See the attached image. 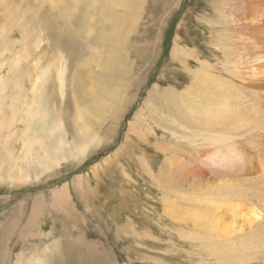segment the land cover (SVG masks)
I'll return each instance as SVG.
<instances>
[{
  "label": "rangeland",
  "instance_id": "1",
  "mask_svg": "<svg viewBox=\"0 0 264 264\" xmlns=\"http://www.w3.org/2000/svg\"><path fill=\"white\" fill-rule=\"evenodd\" d=\"M95 1L97 8L101 9L100 5L115 8L118 16L132 12L126 22L130 24L129 36L119 48L128 82L123 89L125 99L114 111V117L92 123L85 134L79 131L74 115L87 111L90 101L86 102V92L92 87L87 70L90 66L95 68L101 54L85 43L76 41V46L70 49L47 36L43 21L55 19L53 7L60 0H0V78H6L0 91V170L2 175L5 173L0 181L1 236L15 253L22 254L23 264L37 261L33 260L35 243H39L38 251H42L44 242L54 239L63 243L61 249L65 254L61 264L76 263L71 259L74 248L71 238L76 236L85 237L86 243L101 240L97 246H104L102 249L110 253L106 258L112 263L140 264L164 259L167 264H217L204 254L187 253L191 244L181 237L175 222L164 215L163 198L175 196L181 200L189 193L184 182L180 183L181 172L175 167L170 174L162 173L167 178L161 175L163 178L153 179L141 163V157L144 154L157 172L168 156L180 157L185 162L191 154L206 150L204 143L219 142V126L214 122L203 125L193 115L192 107L217 104L211 94L205 99L200 97L195 76L198 69L204 68L211 72L209 76L215 83H225L234 94L230 85L239 83L251 71L248 56L235 51L243 35L237 26L235 3L232 0H121L122 6L116 0ZM37 65L46 72L38 82V90L33 92ZM61 67L64 68L62 86L57 73ZM71 85L75 90L72 91ZM40 90L48 92L50 107L61 120L65 158L59 165L50 162L49 168L37 167L39 170L36 166L24 165L29 173L26 177L19 167H10L9 156L12 154L20 164L18 157L24 153L25 138L29 134L26 127L31 124L26 118V106L33 104L30 111L34 110ZM116 90L120 91L118 87L113 88L110 95L114 96ZM16 91L21 94L24 91L26 98L14 114L10 108ZM169 93L180 96L181 103L190 102L188 115L175 107ZM240 96L236 90L235 97ZM246 98L240 99L239 105L242 103L244 107L249 103ZM228 133L233 135L231 131ZM88 135L85 153L75 155L73 146H79ZM239 139L249 145L247 136ZM158 144L169 146L172 153H166ZM200 168L215 191H197L198 196L222 193L223 188L218 192L214 182L233 183L227 196L229 203L238 201L235 198L238 184L241 196L249 194L255 199L264 194V177L255 179L247 175L241 179L230 170L202 165ZM11 169L14 175L9 173ZM35 171H38L36 176ZM80 177L87 188L84 194L78 191L76 183ZM64 183L69 185L71 203L75 206L73 212L66 206L57 209L52 204L53 190ZM12 220L15 228L7 232ZM259 231L256 236H263ZM262 240L264 248V236ZM0 242V264H14L15 257L10 252L1 256L3 242ZM86 243L82 248H87ZM243 263L264 264V249L260 248L257 255L250 254Z\"/></svg>",
  "mask_w": 264,
  "mask_h": 264
},
{
  "label": "bare ground",
  "instance_id": "2",
  "mask_svg": "<svg viewBox=\"0 0 264 264\" xmlns=\"http://www.w3.org/2000/svg\"><path fill=\"white\" fill-rule=\"evenodd\" d=\"M116 1L118 4L124 5V2L121 0ZM232 1L235 3L234 8L236 7V13L238 14V29L243 31L239 43L236 44L239 48L236 47L235 51L246 57L248 56V60L252 62L251 71L247 74L245 73L240 78L239 83L236 82L234 85H230L234 90L233 94L232 91H228L225 83L221 81L215 83L212 76H209L211 72L204 68L203 70L198 69L195 80L199 83L197 88H199L198 91L201 93L200 97L205 99L208 94H211L213 95L211 97H216L217 104L214 107L208 104H199L198 108L192 107L195 109L193 115L195 114L203 122V125L214 122L219 126V136H221L218 138L219 142L216 143L217 140H210L208 144L204 143L207 146L206 150L201 149L195 154H191L185 162L180 157L173 155L172 157H164L163 164H161L157 172L154 170L153 165L149 164L144 154L141 157V163L153 179L155 176L163 178L161 175H165L166 177V174L162 173L166 172L170 174L175 167L181 172L179 177L181 182H179H184L183 184L187 186L189 193L181 200L175 196L163 198L164 215L175 222V227L178 226L176 230L181 237L187 239L191 244L190 252L186 251L187 253L204 254L210 257V261L212 258L215 259L217 264H233L238 259L240 261H237L235 264H242L250 254L257 255L260 248L264 249L262 242L264 236L263 193L258 195L259 197H255V199H253L254 197H250L249 194L241 196L238 192L240 188L238 184V188H236L237 194L235 196L238 201L236 203H229L227 196L231 194L230 191L232 190L229 189L233 186V183L218 184L214 182L218 192H221L223 188L222 193L207 197L205 194L200 196L196 195L197 191L205 193L211 189L214 190L210 186L211 181L206 177L205 171L200 168L201 165L209 169L218 167L221 170H230L235 177H240L241 179L247 175L255 179L264 177V0ZM96 6L95 0H60L57 6L53 7V17L55 19H48L46 22L43 21L44 32L57 42L66 44V47L73 49L76 46V41H78L89 45L101 54V60L97 62L95 68L90 66L87 70L89 73L87 79L92 85L86 92V102L90 101L86 108L87 111L83 110L81 113L79 112L80 114L78 116L76 114L74 115V118L79 124L77 126L79 131H84L85 134L91 129L90 126L92 123L97 124V122L110 116L114 117V111L118 106L122 105L125 99L126 94L123 89L128 82L123 70L126 67L125 61L124 58L122 59L123 55L119 52V48L122 44L124 45L126 37L129 36L130 24L128 26L126 22L127 17L132 12L130 14L124 12L128 14L127 16L124 13L118 16L115 8L100 5L102 8L100 9L98 7V9ZM123 11H125V8ZM133 25L131 26L133 27ZM34 71L37 78L33 84V92H36L38 90L36 88L38 82L45 75L44 72H46V69L41 71V66L39 67L37 65ZM63 71V67L57 70L58 80L61 86L63 84ZM5 79V77L0 78V91L3 89ZM223 80L225 81V79ZM70 87L72 91L75 90V87L72 85ZM117 87L120 91L117 92L116 90L115 95L111 96L112 89ZM236 90L241 94L240 97H235ZM77 91H79L78 87ZM40 92L41 95L36 100L34 110L30 111L33 108V104L26 106V110L28 111L26 118L28 117L30 119L28 121L31 124H29V127H26L29 130V134L25 138L24 153L18 157L20 158V164L12 154L9 156L10 167H19L22 175L26 177H29V173L27 170H24V165L27 166L28 164L30 168L36 166V169H38L37 167L49 168L48 163L51 162L53 165H59L61 160L65 158V149H62L64 129L62 128L61 120L55 116V111L50 107L48 92L41 90ZM15 93V98L10 109L14 114H17L19 107L25 103L26 93L24 91H22V94L17 91ZM169 96L172 98L175 107L182 111L184 115L190 113V102L181 103V97L174 96L173 93H169ZM245 96L250 101L242 107L243 104L241 103L242 105L240 104V106L239 100ZM217 106L218 108L215 112V107ZM21 110L22 108L20 112ZM224 129L227 130L224 131ZM43 130H46V134H43ZM230 131L233 135L228 133ZM240 131L243 133L241 132L242 134H240ZM246 136L248 137L249 145H245L240 139L238 140V138ZM87 138H89V135L83 138L85 140L79 146H73L75 148V155L85 153L87 145L89 144ZM46 139H49V142ZM157 146L166 153H172L170 152L171 148L169 146L165 147L159 144ZM9 173L14 175L15 171L11 169ZM3 175L0 170V181L3 179ZM36 175H38V171H35ZM178 175L175 177L178 178ZM213 178L216 179L217 177ZM81 179V177L78 178L76 183L78 184V191L84 194L87 188L84 187L85 184ZM70 194L69 185L66 183L61 188L53 190V206L57 209L66 206L68 211L73 212L75 206L71 203ZM32 216L34 218V215ZM10 223L6 229L7 232L15 228L16 223H14V220L10 221ZM182 225L185 226L183 227ZM2 227L0 225V228ZM186 227L190 228L186 229ZM260 229L263 232L259 231ZM257 231H259L260 235L263 234V236H256ZM83 238L85 237L76 236L71 238V244H73L74 248L76 247L71 250V259L76 261L73 264H125L108 261L106 256L110 253L108 254L106 250L102 249L104 248L103 245L100 244L99 247L97 246L101 240H90L86 243ZM0 241L3 242L1 244L3 245L1 256L8 251L11 257L12 255L13 258L15 257L14 264H23L21 260L22 254L15 253L14 248L10 244L6 245L1 233ZM9 242L12 243L11 240ZM236 242L240 245L236 246ZM44 243L45 246L42 251H38V246L40 245L39 243H35L36 254L33 258V260H37L35 264H61L65 254L63 249H61L63 246L62 241L54 239L51 242ZM85 243L88 244L86 249ZM82 246L85 247L82 248ZM160 261L158 259L155 261L146 260L140 264H164L165 262L167 264V261L164 259Z\"/></svg>",
  "mask_w": 264,
  "mask_h": 264
}]
</instances>
